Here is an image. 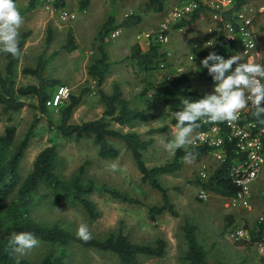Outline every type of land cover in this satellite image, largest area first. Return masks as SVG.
Returning a JSON list of instances; mask_svg holds the SVG:
<instances>
[{
    "label": "rangeland",
    "instance_id": "374dc122",
    "mask_svg": "<svg viewBox=\"0 0 264 264\" xmlns=\"http://www.w3.org/2000/svg\"><path fill=\"white\" fill-rule=\"evenodd\" d=\"M170 2L171 0H164L163 10L155 12L146 9L145 0H91L85 7L80 6V0H65L62 7L73 12L75 17L63 20L59 18L58 12L47 9L40 0H35L32 6L29 5V0H15L24 17L18 32L30 31L20 48L21 56L17 58L14 66L15 85L37 83L35 75L25 73L22 69L25 66H33L37 57L41 55L45 58L43 75L46 78H57L58 83L69 86L71 93H81V99L73 108L69 120L79 123L101 116L104 103L100 99L95 81L87 73V68L97 56V31L108 14L112 13L116 24L128 18L133 20L139 17V20L129 25L120 23L117 28L119 33L115 37L108 34L106 38L105 44L111 66L102 84L105 91L110 92L113 84L118 82L129 107L142 109L161 91L168 79L188 73L189 85L192 88L212 93L214 82L203 81L197 76L201 61L205 57L196 53L205 48L209 50L211 47L208 45L215 44L220 32L218 21L209 12L200 15L190 24L171 28L169 40L160 44V50L165 52V57L158 62H163L164 66L161 67L159 63L156 67L139 68L131 57L135 44L147 47L143 39L137 35L156 29L166 18ZM259 25L257 57L259 63H262L264 29L261 24ZM48 28H51L49 40ZM69 30L74 36L75 47L72 50L63 47ZM0 60L3 64L5 53L0 52ZM55 86L56 84L50 87L52 92ZM22 98L28 103L19 110L4 112L0 106V132L7 124H14L16 139L23 136L36 116L39 117L34 134L20 159L21 178L31 169L39 150L54 143L58 152L56 170L61 176L67 177L83 166V178L92 177L98 184L127 191L140 200V203H127L110 196L104 190H94L89 197L94 201L99 215L91 218L80 203L53 201L47 198L37 201L32 206L30 214L34 219L45 225L58 223L73 234L77 226L84 223L92 237L101 238L110 232L121 230L138 243H154L157 237H162L166 241L162 255H139L136 264H185L182 256L186 240L182 225L189 221L196 225L198 240L206 248L207 259L211 264L219 262L260 264L264 252H260L256 245H249L245 240L234 242L227 237L225 215L232 213L233 223L251 224L263 213L264 169L253 184L250 209H235L228 206L225 200L215 193L210 192L206 199L198 195L199 184L193 180L198 178L203 180L212 173L215 164L213 155L202 152L191 164H187L183 161L185 155L183 154L179 157L178 169L159 175L161 183L168 188V194L177 213L173 215L164 211L152 220L149 218L148 205L160 203L161 194L149 183L141 180V172L131 152L120 139H110L119 151L116 157H101L92 134L87 133L76 141L57 135L55 129L49 127L48 120L54 125L59 122L60 106L47 107L46 112L40 114L34 106L36 103L34 96ZM154 112L155 116L145 121L134 120L124 125L112 121L110 124L121 131L134 130L144 138H153L143 150V158L148 167L170 161L175 154L166 151L163 146L171 140L170 133L174 128L170 123L169 109L160 103ZM163 126L167 128L159 132H147L150 128ZM113 165L116 166L115 170L112 168ZM39 241L38 247L23 256L17 255L38 260L45 253H55L59 249L57 244L41 239ZM67 251L66 264H122L113 252L84 247L76 242L69 243Z\"/></svg>",
    "mask_w": 264,
    "mask_h": 264
},
{
    "label": "trees",
    "instance_id": "16d2710c",
    "mask_svg": "<svg viewBox=\"0 0 264 264\" xmlns=\"http://www.w3.org/2000/svg\"><path fill=\"white\" fill-rule=\"evenodd\" d=\"M91 0H80V6L85 7ZM258 0H235L234 4L220 12L223 20L232 19L234 12L244 2L254 4ZM35 0H29V5H33ZM65 5V0H55V7ZM147 10L155 12L162 11L164 8V0H145ZM209 12L205 8H198L188 14L185 18L174 24L179 27L184 24L194 22L200 15ZM210 13V12H209ZM139 20V17L133 20L127 19L120 22L124 25L132 24ZM120 23H115V16L109 13L102 22L100 29L97 31V56L93 58L87 68L88 75L95 81L101 101L104 103V110L101 116L94 119L84 120L79 123L71 122L73 108L81 99L80 94L69 92L58 106H60L59 122L53 124L48 120L50 128L55 129L57 135L72 138L76 141L80 140L85 134L93 135L95 143L98 145V153L101 157H116L119 153L117 147L111 142V138L120 139L125 147L131 152L132 157L141 172V180L149 183V185L157 189L161 194V202L148 205L149 218L156 219V216L168 211L176 215L174 203L172 202L168 188L164 186L159 175L170 173L180 167L179 157L185 154V150L179 149L175 151L173 159L160 165L148 167L143 158V150L153 141L152 137L144 138L134 130L121 131L112 127V121L120 125L130 124L134 120L145 121L155 116L154 110L160 103L165 104L169 109V119L172 125H176V121L172 113L178 111L181 107V100L185 97L192 99L201 98L206 92L192 88L189 85L188 73H182L168 79L159 93H157L142 109H133L129 107L128 100L123 96L122 88L118 82L113 84L110 92L102 88V84L110 69L111 61L109 60V52L106 49V38L111 31L118 28ZM264 29V26H263ZM29 30L19 31V48L22 47L25 38L29 35ZM51 35V28H48V40ZM115 37V36H114ZM63 47L72 50L75 47L74 36L71 30L67 32L66 42ZM226 48V42L220 31L217 40L209 50H199L196 53L206 57L210 52L215 51L221 55L222 50ZM132 59L139 68L148 69L156 67L165 57V52L160 50V44L151 42L146 48L135 44L131 53ZM17 58H13L11 54L5 53V61L3 64L0 60V106L4 112L16 111L28 102L22 97L34 96L36 103L34 106L40 114L46 112V99L52 91L50 87L59 84L57 78H46L43 75L45 58L39 55L33 66H25L22 71L31 73L36 76L37 83H28L25 85H15L14 66ZM260 64H264V61ZM197 76L203 81H212L208 75L207 69H203L202 65L198 69ZM85 91V90H84ZM83 91V92H84ZM250 110L247 117L256 121H264V116L257 119L252 115ZM38 116L31 122L23 136L16 139V126L7 124L3 131L0 132V264H66L65 260L68 256L67 245L76 242L84 247L94 248L100 251H110L118 256L122 264H136L139 255L160 256L164 253L166 241L162 237H157L154 243H138L129 237L128 234L121 230L110 232L104 237H92L85 242L76 237L69 229L62 227L58 223L48 225L34 219L30 210L32 206L39 200L50 198L53 201H70L80 203L87 211L91 218L99 215L94 201L89 194L94 190H104L110 196L127 203H140V200L131 196L127 191L120 190L105 184H98L92 177L83 178V166L77 171L71 173L67 177L61 176L56 170V161L58 152L54 143L43 147L35 155L31 169L23 178L20 177L19 163L22 158L30 139L34 134V127ZM200 127L202 123L198 122ZM198 127V128H200ZM167 127H155L147 130L148 133L159 132ZM197 129V128H196ZM191 151L199 156L205 152L204 147L190 146ZM230 153L227 158H231ZM228 160L215 168L207 178L195 179L194 183L206 188L208 191L217 195H230L238 190V186L232 182L231 176L227 170ZM264 196V194H263ZM262 219L255 218L253 226L250 227V238L245 240L249 245H256L255 241L264 234V211ZM226 229L228 231L234 223V215L227 213L225 215ZM196 225L189 221H185L182 230L186 240V247L183 251V259L185 264H211L207 259V250L198 240ZM22 231L33 233L38 239L57 244L59 249L55 253H45L38 260H32L26 257H20L12 251L9 244V238L13 233ZM242 242V241H239ZM238 242V243H239ZM264 263V257L261 258L260 264ZM223 264V262H219Z\"/></svg>",
    "mask_w": 264,
    "mask_h": 264
},
{
    "label": "built area",
    "instance_id": "2783aa9c",
    "mask_svg": "<svg viewBox=\"0 0 264 264\" xmlns=\"http://www.w3.org/2000/svg\"><path fill=\"white\" fill-rule=\"evenodd\" d=\"M40 1L47 9L58 12L60 19L66 20L75 17V14L70 10L55 7V0ZM234 2L235 0H171L166 18L157 28L138 34L137 37L142 38L143 43L147 46L151 42L164 44L169 40L173 25L194 10L207 9L219 24V21L222 20L220 12L230 8ZM259 24L264 26V0L257 1L255 5L247 2L241 4L234 12L232 19L223 20L219 24L226 42V48L222 50L221 55L226 59L237 55L243 58L241 62L251 60L253 63H259L257 57ZM118 33L119 29H114L111 31V36L114 37ZM160 66H164V63L161 62ZM69 92L70 88L67 84L59 83L46 99V105L58 106L68 97ZM250 110H252L250 107L242 110L238 114V119L231 124L199 121L203 126L195 129L193 135L197 139L196 143L192 145L204 147L205 153L213 155L215 164L212 173L215 168L228 160L226 168L232 182L239 188L233 194L219 196L231 208L242 210L250 209L253 184L264 169V121L249 119L247 113ZM230 153L232 156L229 159L227 156ZM198 192V195L203 199H206L210 194V191L200 185ZM258 217L261 220L263 216L261 214ZM247 223L234 222V225L226 232L227 237L234 242L248 240L250 238L249 229L253 226V222ZM255 244L260 252H264V234L255 241Z\"/></svg>",
    "mask_w": 264,
    "mask_h": 264
},
{
    "label": "clouds",
    "instance_id": "9594fccd",
    "mask_svg": "<svg viewBox=\"0 0 264 264\" xmlns=\"http://www.w3.org/2000/svg\"><path fill=\"white\" fill-rule=\"evenodd\" d=\"M23 22L24 17L15 0H0V52L11 54L13 58L21 56L18 29ZM212 46L214 44L208 45ZM241 61V56L232 55L226 59L215 51L202 59V68L207 69L214 81L213 92L198 99L185 97L181 100L182 107L172 113L176 125L170 133L171 140L163 145L166 151L174 153L184 149L183 161L191 164L196 154L188 151V147L196 143L197 137L193 133L200 127L199 121L231 124L242 110L249 107L257 119L264 116V64ZM112 168L115 170L116 166ZM75 235L85 242L92 239L84 223L77 226ZM9 244L14 253L23 256L38 247L40 241L33 233L22 231L13 233Z\"/></svg>",
    "mask_w": 264,
    "mask_h": 264
},
{
    "label": "crops",
    "instance_id": "0c3cea01",
    "mask_svg": "<svg viewBox=\"0 0 264 264\" xmlns=\"http://www.w3.org/2000/svg\"><path fill=\"white\" fill-rule=\"evenodd\" d=\"M172 125V124H171ZM173 127H175V125H173Z\"/></svg>",
    "mask_w": 264,
    "mask_h": 264
}]
</instances>
